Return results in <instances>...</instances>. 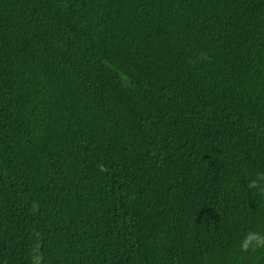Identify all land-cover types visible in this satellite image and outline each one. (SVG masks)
Returning <instances> with one entry per match:
<instances>
[{"label": "trees", "instance_id": "obj_1", "mask_svg": "<svg viewBox=\"0 0 264 264\" xmlns=\"http://www.w3.org/2000/svg\"><path fill=\"white\" fill-rule=\"evenodd\" d=\"M264 0H0V264H264Z\"/></svg>", "mask_w": 264, "mask_h": 264}, {"label": "clouds", "instance_id": "obj_2", "mask_svg": "<svg viewBox=\"0 0 264 264\" xmlns=\"http://www.w3.org/2000/svg\"><path fill=\"white\" fill-rule=\"evenodd\" d=\"M248 188L264 196V171L257 172L254 178L249 179ZM239 249L241 252L264 249V234L257 231L247 232L239 243Z\"/></svg>", "mask_w": 264, "mask_h": 264}]
</instances>
